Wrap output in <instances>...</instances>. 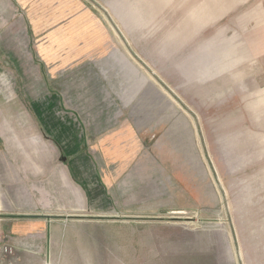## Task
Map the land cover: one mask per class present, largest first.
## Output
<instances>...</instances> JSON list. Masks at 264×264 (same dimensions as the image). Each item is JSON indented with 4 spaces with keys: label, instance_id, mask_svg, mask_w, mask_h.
I'll return each instance as SVG.
<instances>
[{
    "label": "rangeland",
    "instance_id": "obj_1",
    "mask_svg": "<svg viewBox=\"0 0 264 264\" xmlns=\"http://www.w3.org/2000/svg\"><path fill=\"white\" fill-rule=\"evenodd\" d=\"M36 107L90 162L40 180L44 264H264V0H0L1 130Z\"/></svg>",
    "mask_w": 264,
    "mask_h": 264
},
{
    "label": "crops",
    "instance_id": "obj_2",
    "mask_svg": "<svg viewBox=\"0 0 264 264\" xmlns=\"http://www.w3.org/2000/svg\"><path fill=\"white\" fill-rule=\"evenodd\" d=\"M133 90L132 97L136 95L135 89ZM36 110L38 111H35L36 126L40 128H32V124L23 114L19 115L21 116L19 127L12 129L15 133L8 129L4 132L0 128V139L4 141L3 145H7L11 156L17 158L27 155L25 157L28 159L27 168L21 170L15 169L14 164L0 159V241L6 234L13 236L10 238L11 245L9 244L13 248L12 254L2 252L6 244H0V264H9L7 255H13L15 264H19L21 259H23L21 263L24 264H44L45 250L48 248L46 238L42 235L45 227L39 222L38 218L41 215H35L34 212L52 210L53 204L42 191L40 192L38 188L40 180L47 177L50 178L48 181L61 184L67 189V198L75 202L77 199L87 200L91 195L84 179L90 162L81 155L86 142L81 141L76 130L75 132L70 130L71 126L65 123L67 119L56 120L60 131L58 135L55 134L57 132L51 135L52 131L46 128L47 123L45 124L46 120L39 107H36ZM122 132L123 134L107 133L101 139V147L108 152L111 145L119 147L128 141L134 145L135 141L131 134L126 135L128 137L126 140L125 132ZM54 151L62 152L64 157L62 160L60 156L58 157V165L55 162ZM79 161L82 162V166H77ZM30 178L33 180H29ZM30 183L33 185L29 186ZM20 217H33V222L13 224L18 222Z\"/></svg>",
    "mask_w": 264,
    "mask_h": 264
},
{
    "label": "built area",
    "instance_id": "obj_3",
    "mask_svg": "<svg viewBox=\"0 0 264 264\" xmlns=\"http://www.w3.org/2000/svg\"><path fill=\"white\" fill-rule=\"evenodd\" d=\"M3 252L4 253H12V247H10V246H5L4 248H3Z\"/></svg>",
    "mask_w": 264,
    "mask_h": 264
}]
</instances>
